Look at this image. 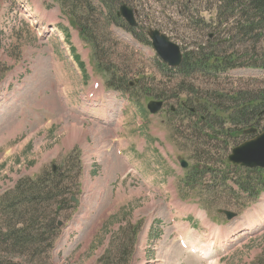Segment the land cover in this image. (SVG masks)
Segmentation results:
<instances>
[{
  "label": "rangeland",
  "instance_id": "rangeland-1",
  "mask_svg": "<svg viewBox=\"0 0 264 264\" xmlns=\"http://www.w3.org/2000/svg\"><path fill=\"white\" fill-rule=\"evenodd\" d=\"M218 3L128 0L138 12L132 34L124 30L128 23L117 29L94 13L90 23L98 24L105 44L95 62L56 0H0V203L22 180L65 172L54 208L27 213L35 223L28 244L16 248L0 232V261L99 264L115 232L141 223L136 251L123 257L118 250L109 263L264 264V173L226 165L248 139L244 130L264 129L262 112L252 124L234 110L241 99L264 92V26L255 22L252 34H240L250 12L241 15L237 5L218 14ZM150 29L196 60L233 53L237 65L215 74L169 70L151 45ZM113 68L133 83L126 86L130 93L117 85ZM153 100L166 104L155 115L147 109ZM216 104L223 111L208 121L204 109ZM194 166L207 172L200 183L211 195L189 188ZM241 180L261 188L258 196L241 191ZM219 209L238 217L229 221Z\"/></svg>",
  "mask_w": 264,
  "mask_h": 264
},
{
  "label": "trees",
  "instance_id": "trees-1",
  "mask_svg": "<svg viewBox=\"0 0 264 264\" xmlns=\"http://www.w3.org/2000/svg\"><path fill=\"white\" fill-rule=\"evenodd\" d=\"M59 4L62 12L69 17L71 24L78 29L81 39L90 45L93 50V58L96 62L99 61V57H103L102 50L105 44L99 42L100 33L98 24H91V16L94 13L101 15V20L103 23L108 24V26H118L121 27L124 24V20L119 17V8L123 4H127L128 0H56ZM219 13L229 12L235 6H240L241 15L248 14L246 23L241 22V31L245 30V34H252L255 29L256 24L261 27L264 26V0H219ZM222 12V13H223ZM251 16V18H250ZM227 20V19H225ZM107 26V27H108ZM244 28V29H242ZM235 58V54L231 53L226 57H216V56H204L199 60H196L192 55H185L182 65L177 69L180 73L190 74L193 71H202L215 74L219 71H226L232 66L237 64L232 63V59ZM250 67L257 68V65L248 64ZM214 70V71H212ZM113 84V83H112ZM112 84H109L111 86ZM118 84L121 87H126V78H118ZM222 105H215L213 109L214 112L220 113L223 111ZM210 108L204 111L211 116L215 115ZM237 114V119L242 123H257L258 122V112L264 110V92L260 93L255 98H252L245 102L241 99V102L237 103V108L234 109ZM209 125V124H207ZM210 126V125H209ZM212 126H210L211 128ZM233 132H235L233 130ZM228 136L231 137L232 133ZM77 169L81 170L80 163L77 164ZM230 170L232 168H229ZM209 170V169H208ZM235 170H239L238 168ZM241 171V170H239ZM249 173H255V170H247ZM209 172H213L210 171ZM264 171H256V174L261 175ZM65 172L60 173H45L42 174L35 180H22L18 183L16 188L12 191L10 195H5L2 197V202L0 203V214L2 215L3 225L1 226V234H3V240H7L8 243L12 242L13 246L19 248L28 244V238H30L31 229L34 230L35 223L31 220H26L29 215L31 208H40L41 206L54 208V204L51 205L54 199V194L62 186L61 178ZM207 172L200 167L196 169L193 173V181L195 183L191 184L193 188L199 186V182L202 178H205ZM233 174L228 172L226 174V179ZM215 176L218 177L217 171L215 170ZM225 179V180H226ZM224 180V181H225ZM241 189L251 194V196H256L258 194L257 188H251V181H240ZM260 183L259 185H261ZM217 185H213L216 188ZM58 208V207H57ZM59 209V208H58ZM43 215V212L35 214ZM141 231L140 224H126L122 226L117 232L114 233L111 239V249L106 251V255L100 258L99 264H111L108 262L109 256L116 253L118 250L123 252L126 257H130V254L135 252L138 244L139 234ZM115 251V252H112ZM108 255V256H107ZM0 264H4V261H0Z\"/></svg>",
  "mask_w": 264,
  "mask_h": 264
},
{
  "label": "water",
  "instance_id": "water-1",
  "mask_svg": "<svg viewBox=\"0 0 264 264\" xmlns=\"http://www.w3.org/2000/svg\"><path fill=\"white\" fill-rule=\"evenodd\" d=\"M120 15L131 25L136 26L134 11L127 6H122ZM149 36L153 41V47L158 53L159 57L165 64L170 67H180L183 61L180 47L171 42L166 36L162 35L159 31L150 30ZM163 103L153 101L149 104L148 109L152 113H157L162 108ZM246 134L256 133L255 129L245 132ZM228 162L234 166L245 167L249 169H264V132L256 138L246 141L232 150L231 155L228 157ZM183 167H187L186 163H182ZM78 205V201L72 199ZM225 213L229 220L236 217V214L230 212ZM59 226L61 223L59 222Z\"/></svg>",
  "mask_w": 264,
  "mask_h": 264
},
{
  "label": "bare ground",
  "instance_id": "bare-ground-1",
  "mask_svg": "<svg viewBox=\"0 0 264 264\" xmlns=\"http://www.w3.org/2000/svg\"><path fill=\"white\" fill-rule=\"evenodd\" d=\"M113 1V0H112ZM111 110V109H110ZM110 110H108V111H106V114L104 115V114H102L103 116H107L110 112ZM95 112H98V113H94V115H100L101 114V112L100 111H95ZM105 112V111H104ZM103 112V113H104ZM264 198V197H263Z\"/></svg>",
  "mask_w": 264,
  "mask_h": 264
}]
</instances>
